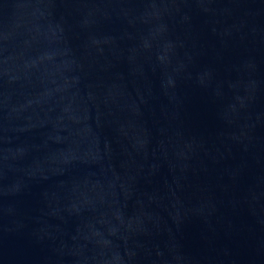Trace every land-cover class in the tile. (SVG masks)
Returning <instances> with one entry per match:
<instances>
[{
  "label": "water",
  "instance_id": "1",
  "mask_svg": "<svg viewBox=\"0 0 264 264\" xmlns=\"http://www.w3.org/2000/svg\"><path fill=\"white\" fill-rule=\"evenodd\" d=\"M0 264H264V0H0Z\"/></svg>",
  "mask_w": 264,
  "mask_h": 264
}]
</instances>
